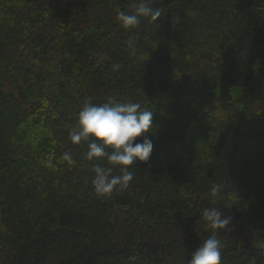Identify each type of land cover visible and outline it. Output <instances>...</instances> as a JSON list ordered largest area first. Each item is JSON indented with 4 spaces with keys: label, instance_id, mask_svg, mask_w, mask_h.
<instances>
[{
    "label": "trees",
    "instance_id": "16d2710c",
    "mask_svg": "<svg viewBox=\"0 0 264 264\" xmlns=\"http://www.w3.org/2000/svg\"><path fill=\"white\" fill-rule=\"evenodd\" d=\"M137 2L0 0V264H189L229 201L220 264H264V0H148L125 30ZM109 97L154 112V148L101 197L69 132Z\"/></svg>",
    "mask_w": 264,
    "mask_h": 264
},
{
    "label": "clouds",
    "instance_id": "9594fccd",
    "mask_svg": "<svg viewBox=\"0 0 264 264\" xmlns=\"http://www.w3.org/2000/svg\"><path fill=\"white\" fill-rule=\"evenodd\" d=\"M133 8L134 12L131 14L124 11L117 14L116 19L125 30L138 26L141 18L157 21L162 15L161 10L151 7L148 0H138ZM129 47L132 48V41H129ZM113 68L118 69L119 65H113ZM153 117L154 112L141 104L122 102L113 97L100 105L91 100L82 105L75 126L69 132V138L73 144L86 142L87 151L83 156L87 161H106V164L97 162L92 166V186L98 196H108L114 191L126 189L134 179L131 166L138 162H149L154 148L153 138L149 135ZM61 159L69 165L76 163L69 152L63 153ZM48 164H51V158ZM114 170L118 174H114ZM219 190V185L213 186L210 195L216 197ZM233 207L229 201L224 210L217 207L203 210L202 218L211 234L192 253L189 264H220L223 245L218 239V232H225L232 224L233 216L226 214L225 210Z\"/></svg>",
    "mask_w": 264,
    "mask_h": 264
}]
</instances>
